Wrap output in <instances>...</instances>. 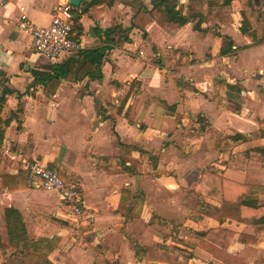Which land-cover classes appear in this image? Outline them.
<instances>
[{
  "label": "crops",
  "instance_id": "1",
  "mask_svg": "<svg viewBox=\"0 0 264 264\" xmlns=\"http://www.w3.org/2000/svg\"><path fill=\"white\" fill-rule=\"evenodd\" d=\"M68 1L0 0V243L8 207L29 240L52 245L37 254L47 264H171L149 258L148 243L180 215L196 217L187 228L196 239L184 236L178 250L193 264L214 259L202 243L214 247L210 232L221 227L234 232L226 248L264 253V231L181 203L221 207L194 190L204 170L264 187V17L245 20L242 33L237 0H82L77 49L48 61L18 28L20 8L45 27ZM251 4L264 13V0ZM170 11L185 24L170 22ZM21 160L58 171L78 187V199L41 189ZM254 199L264 205V195ZM71 205L79 217L67 214ZM14 254L10 247L0 264H33Z\"/></svg>",
  "mask_w": 264,
  "mask_h": 264
},
{
  "label": "trees",
  "instance_id": "2",
  "mask_svg": "<svg viewBox=\"0 0 264 264\" xmlns=\"http://www.w3.org/2000/svg\"><path fill=\"white\" fill-rule=\"evenodd\" d=\"M101 1L104 0H92L91 4L93 5ZM195 1L203 3L207 0ZM231 1L233 0H227L225 2L226 5H229ZM237 1L242 8L241 15L243 17V23L241 31L242 33H246L245 20L248 21L251 17H255L256 20H261L262 17H264V13L258 14L254 12L252 10L251 0ZM180 15L179 11L167 12V17L170 22L183 25L185 24L186 19ZM96 32L97 34H100L99 31L96 30ZM112 33L113 30H106L103 32L105 35H111ZM93 53L94 52H92V54ZM94 62L97 64L98 60L95 59ZM41 76L42 75L39 73H34L36 79ZM2 104L3 101L0 98V108ZM219 143H221V141L218 139L216 142V148H219ZM261 154L264 156V151L261 152ZM20 175L23 177L22 174ZM194 190L200 195L214 199L221 204L220 208L210 204H204L203 207L199 209L204 216H214L220 222L223 218H232L237 223L254 227L256 234H260L264 231V205H258L257 200L254 199L255 197L264 195V187L227 180L212 172L204 170ZM1 225L4 232V242L0 243V256H3L11 247L14 250V255L16 257L21 256L23 260L27 259V261H31L33 264H47V261L42 260V257L37 256V254L45 256L52 249V245L48 242L37 243L29 240L26 235L22 218L16 210L8 207L2 208ZM210 234L215 235L216 243L220 241L225 247L231 243L234 237V232L224 227L212 230ZM237 241L242 244L256 243L255 239L244 236H239Z\"/></svg>",
  "mask_w": 264,
  "mask_h": 264
},
{
  "label": "built area",
  "instance_id": "3",
  "mask_svg": "<svg viewBox=\"0 0 264 264\" xmlns=\"http://www.w3.org/2000/svg\"><path fill=\"white\" fill-rule=\"evenodd\" d=\"M20 12L22 15L19 17L18 28L31 35L33 49L37 55L48 61H54L77 49L73 32L75 18L83 13L81 7L74 8L69 4L56 7L49 25L45 27L33 26L24 14V8H20ZM4 152L11 160H16L14 155L9 154L8 149ZM21 167L28 178L36 182L41 189L56 192L63 201L68 203L78 199V187L65 182L58 171L50 170L38 161L21 160ZM67 214L79 217L81 211L76 205H71Z\"/></svg>",
  "mask_w": 264,
  "mask_h": 264
},
{
  "label": "rangeland",
  "instance_id": "4",
  "mask_svg": "<svg viewBox=\"0 0 264 264\" xmlns=\"http://www.w3.org/2000/svg\"><path fill=\"white\" fill-rule=\"evenodd\" d=\"M181 203L183 206L182 209L191 208L196 211L199 210V207L202 204V202H200V200L197 199L194 200L184 199V201L182 200ZM193 220L195 221L196 224L197 223L196 217L188 218L180 215L175 218H172V220H168L169 226L167 227L169 228V230L166 229L165 231L158 232L160 239L158 240L157 243H152V241L148 243L151 244L150 247H152L151 252L148 253L149 254L148 257L151 259L160 258L162 260L165 257L169 259H174V261H172L171 264H177L178 262L180 264H193L191 260L186 258L185 253L178 251L181 250L180 246L184 245V240H185L184 236L189 235V237H191L192 239H196V233H194L191 229L189 230L190 232L187 231L188 226H192L191 223ZM164 233H167V237L163 235ZM153 235L154 234H146V237L149 238V236H153ZM169 235L171 237H169ZM153 244H155V246ZM165 244H167L166 245L167 247L165 246ZM197 246H199V244H197ZM202 247L204 248V251L210 252L212 253V255H214L213 260H215L217 264H264V253L250 255L251 253L244 251V249H237V247H232V248L221 247L216 243L214 244V247L212 246V244L205 243L204 245L202 243ZM154 248H157L158 250ZM148 249L149 248H147V250ZM183 251L187 252L186 250ZM192 253L193 252H190L189 254L191 255ZM208 260H210V264L214 263L212 259H208ZM208 260L206 261L203 260V261L206 262V264H208L207 262Z\"/></svg>",
  "mask_w": 264,
  "mask_h": 264
},
{
  "label": "water",
  "instance_id": "5",
  "mask_svg": "<svg viewBox=\"0 0 264 264\" xmlns=\"http://www.w3.org/2000/svg\"><path fill=\"white\" fill-rule=\"evenodd\" d=\"M82 0H69L68 4L74 8H79L81 6Z\"/></svg>",
  "mask_w": 264,
  "mask_h": 264
}]
</instances>
